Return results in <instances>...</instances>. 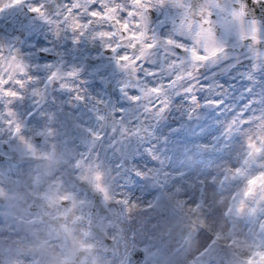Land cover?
<instances>
[{
	"label": "rangeland",
	"instance_id": "1",
	"mask_svg": "<svg viewBox=\"0 0 264 264\" xmlns=\"http://www.w3.org/2000/svg\"><path fill=\"white\" fill-rule=\"evenodd\" d=\"M28 33L21 46L15 47L33 65L34 75L46 81L48 65L59 64L65 70L79 68L82 76L76 84L86 90L84 94L89 99L81 104L74 99V92L58 86L50 87L43 99L34 97L30 90L18 107L26 142L16 140L0 120V147L5 144L10 152H3L14 154L17 162L0 165V196L13 187L11 182L15 176L23 178L17 182L25 183L43 178L58 188L63 183L60 194L70 196L77 205L67 218L72 227L74 221L76 225L71 231L66 227L60 232L59 242L44 245V239L25 244L26 249L6 264L13 261L15 264H75L80 248L86 252L81 264H133L129 253L138 250L147 253L143 264H156L153 256L161 258L163 264H264V254H258L264 253V153L243 147L246 135L260 134L264 128L245 126L230 137L224 134L232 115L230 109L241 102L248 87L246 83L236 82L235 94H229L231 98L220 111L209 108L190 119L185 108L174 106L164 119L150 127L148 137L121 143L113 140L114 148L112 144L97 147V151L107 153L111 163L127 162L130 166L147 163L149 168L159 169L162 161L163 173L155 179L161 207L137 209L138 219L119 222L107 216L100 204L93 215L95 198L89 190L84 216L85 210L79 208L83 197L75 193L69 174L73 171L75 155L90 148L83 128L97 127L92 98L106 101L112 107L128 103L120 92L123 74L117 65L115 69L109 63L96 66L93 59L99 56L89 54L88 58L84 53L83 40L87 38L75 43L69 32L57 39L51 25L45 22L36 24ZM3 41L13 45L8 38ZM52 50L57 54L54 61L39 56L40 52ZM80 51L83 52L80 54ZM259 93L260 85L254 86L253 95ZM29 109L35 119L25 114ZM48 126L57 132L47 137L37 134ZM149 143L159 161L147 154ZM231 149L237 151H226ZM16 165L17 168H12ZM176 169H179V179L169 178ZM24 186L22 193L26 194L28 185ZM133 195L152 198L140 192ZM159 212L164 213L162 218L157 216ZM84 218L87 222L83 225ZM141 221L154 230V235L144 242L139 238L134 241L129 233L130 224L140 228ZM149 243L156 246L149 247ZM27 253L39 255L33 262L27 259ZM68 256L73 257L70 260Z\"/></svg>",
	"mask_w": 264,
	"mask_h": 264
},
{
	"label": "snow or ice",
	"instance_id": "2",
	"mask_svg": "<svg viewBox=\"0 0 264 264\" xmlns=\"http://www.w3.org/2000/svg\"><path fill=\"white\" fill-rule=\"evenodd\" d=\"M22 13L51 25L57 39L70 32L75 43L84 38L99 41L123 74L120 92L128 103L112 107L92 98L97 127L83 128L90 148L75 155L69 174L75 193L87 198L91 190L111 219L131 222L139 218L137 209L161 207L155 179L163 173V162L159 169L147 163H111L97 147L148 137L150 127L174 106L185 108L190 119L209 108L220 111L229 94H235L237 81L248 87L237 107L230 109L224 134L230 137L245 126L264 128V0H0V18ZM46 67V81H40L18 48L0 43V120L16 140L25 141L18 107L30 90L43 99L50 87L58 86L74 92L76 101L89 99L75 83L79 68ZM256 85L259 95H253ZM25 114L31 115V109ZM55 132L48 126L37 134L47 137ZM243 147L264 153V132L246 135ZM147 149L151 159L160 160L151 143ZM178 172L169 178L179 179ZM81 182L87 187L81 189ZM135 192L152 198L134 197ZM129 233L134 241L144 242L154 230L141 221L140 228L130 224ZM139 256L135 264H143L147 253ZM153 259L163 264L161 258Z\"/></svg>",
	"mask_w": 264,
	"mask_h": 264
},
{
	"label": "flooded vegetation",
	"instance_id": "3",
	"mask_svg": "<svg viewBox=\"0 0 264 264\" xmlns=\"http://www.w3.org/2000/svg\"><path fill=\"white\" fill-rule=\"evenodd\" d=\"M5 36L10 39L9 35ZM110 63L115 66L113 58ZM0 149L7 150V146L2 144ZM10 163H17L14 154L10 157V160L0 165H9ZM12 168H17V165ZM12 179L14 181L13 183L11 182L13 187L6 190V195L0 196V255H4L6 258V262L3 264H6L9 259H13V256H17L18 252L26 249L25 244L38 243L40 240L44 241L45 239L44 245H53L59 242L57 235L60 232L65 231L66 227L71 231L76 225L75 221L73 227L71 223L67 222V218L72 213L74 206L77 205L70 196H62L60 194L59 191L64 190V187H62L63 183L58 188L57 185L50 184L43 178L41 180L35 179L31 183L17 182L23 179L20 176H15ZM25 184L28 185L25 189L27 193L23 194ZM82 186L85 188L84 185L80 187ZM39 190L43 192L39 193ZM81 196L83 198L79 203V208L85 210V216L87 198L83 195ZM86 222V218H84L82 224L84 225ZM8 234H11V237ZM42 247L41 249H44L43 245ZM78 253L83 254L78 263L81 264L86 252H82L80 248ZM26 255L28 256L27 259L34 262L35 257L39 253H27ZM72 257L68 256L70 260ZM12 264H15V261Z\"/></svg>",
	"mask_w": 264,
	"mask_h": 264
},
{
	"label": "water",
	"instance_id": "4",
	"mask_svg": "<svg viewBox=\"0 0 264 264\" xmlns=\"http://www.w3.org/2000/svg\"><path fill=\"white\" fill-rule=\"evenodd\" d=\"M249 2H251V0H249ZM256 10H257L258 13L260 12V9H259L258 6H256ZM237 51H239V50H237ZM139 259H140V256H137V260H139Z\"/></svg>",
	"mask_w": 264,
	"mask_h": 264
}]
</instances>
